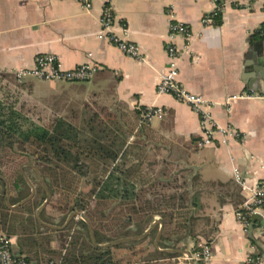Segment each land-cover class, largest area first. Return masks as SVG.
Returning a JSON list of instances; mask_svg holds the SVG:
<instances>
[{
  "label": "crops",
  "instance_id": "obj_1",
  "mask_svg": "<svg viewBox=\"0 0 264 264\" xmlns=\"http://www.w3.org/2000/svg\"><path fill=\"white\" fill-rule=\"evenodd\" d=\"M90 3L91 9L86 10L80 0H0V78L9 89L17 87L19 102L35 106L43 114L64 117L91 98L122 104L129 111L162 107L165 115L154 118L137 134L132 147L125 141L117 157L120 175L140 172L151 178L147 184L155 193L146 194L154 202L159 199L158 191L183 188L188 194V233L175 247L170 242L160 248L190 250L198 241L209 245V264H244L257 254L264 259V238L254 235L262 225L264 205L257 214L261 220L252 219L246 230L235 213L264 177V0ZM105 6L111 7L116 31L140 46L144 60L97 37L98 18ZM171 21L187 25L192 36L179 62L178 82L215 102L211 113L216 123L232 127L238 135L224 141L215 134L211 144L198 146L197 114L172 95L157 93L161 73L168 66V44L182 48L185 42L178 36L169 40ZM46 53L57 56L63 69L81 63L98 69L83 81L16 77L19 70L33 67L37 55ZM252 92L259 97H239ZM227 98L231 99L225 104ZM158 218L155 215L152 222ZM49 229L55 237L63 232ZM12 238L14 252L23 256L16 237ZM47 243L56 248L51 239ZM154 247V252H163ZM37 260L32 256L28 264H37Z\"/></svg>",
  "mask_w": 264,
  "mask_h": 264
},
{
  "label": "trees",
  "instance_id": "obj_2",
  "mask_svg": "<svg viewBox=\"0 0 264 264\" xmlns=\"http://www.w3.org/2000/svg\"><path fill=\"white\" fill-rule=\"evenodd\" d=\"M261 31L264 32V26ZM17 93V87L9 89L8 84L0 78V153L8 149L13 152V156H18V159L10 156L9 161L4 160V156L0 154V163L14 161L16 164L15 161L22 155L27 156L28 161L39 169L51 195L60 193L65 196L69 206L66 212L81 211L89 219L95 239L100 244L142 233L155 215H160L164 224L160 247L169 246L167 243L170 242L175 247L176 241L185 237L190 219L188 194L182 192L160 195L159 203L149 199L142 201V193L149 182L147 179L151 178L140 172L120 175L121 167L117 163V157L124 144V134L118 136L114 133L108 136L106 133H94L92 126L89 129L77 127L63 117H54L48 126L35 124L22 108H15L16 101L19 100ZM141 111L142 108L130 111L132 132L139 124ZM139 127L140 133L147 125L141 124ZM26 149L31 152L27 153ZM91 161L100 162L99 170L90 178L92 187L85 193L78 185L86 181L82 180L83 177L89 179L92 174L87 166ZM0 185L4 186L2 180ZM28 195L29 187L17 171V177L9 188V200L16 204ZM40 195L41 198L45 196L39 185L30 200L15 209H8L4 204V191H0V230L16 237L27 262L33 256L39 259L37 264H165L164 261L176 256L156 252V257L141 260L136 258L135 252L127 255L118 252L122 248L133 251L135 244L152 238V234L141 241L130 240L112 247H97L91 242L86 223L73 219L65 228L72 229L69 241L61 244L59 249L47 247V255L44 253L40 257L38 252H32L31 249L37 244L46 246L51 239L50 235H45L51 229L39 224L35 217V210L41 202L37 201ZM176 197L181 200L180 204L186 201L187 206L182 204L179 206L182 208L181 212L174 214L172 209L175 207ZM108 200L113 203L111 206L107 204ZM42 215L41 218L45 220ZM64 218L65 216L62 222ZM175 219L178 220L175 222ZM176 234L177 238L173 239ZM45 240L47 241L44 242Z\"/></svg>",
  "mask_w": 264,
  "mask_h": 264
},
{
  "label": "built area",
  "instance_id": "obj_3",
  "mask_svg": "<svg viewBox=\"0 0 264 264\" xmlns=\"http://www.w3.org/2000/svg\"><path fill=\"white\" fill-rule=\"evenodd\" d=\"M86 10L91 9L90 0H80ZM216 11V10H215ZM204 18V21H209ZM116 19L112 14L111 7L105 6L98 18L97 37L102 38L115 45L124 54L144 60L140 46L133 41L128 40L125 36L120 35L116 31ZM123 34V32H122ZM181 37L185 40L182 48L174 43L168 44L167 57L168 66L161 73L160 79L156 86L158 94H170L177 100L187 104L199 118L200 140L198 146H205L213 142L215 134L220 135L223 140H227L229 136L238 135L232 127L219 126L214 120L211 109L215 106V102L204 98L202 95L186 90L177 79L179 73V62L183 53L187 52L188 45L192 38L191 31L187 25L179 21H171L168 24V38L171 42L175 37ZM98 67L90 63H81L71 69H63L58 62L57 56L54 54H39L36 56L34 65L29 70H19L16 77L21 80L25 75L35 76L49 81H83L90 79L97 71ZM259 97L255 93L241 94L239 97ZM234 97V96H233ZM232 98V97H231ZM225 100V104L229 99ZM165 115V111L160 106H147L142 108L140 114L139 126L141 124H150L154 118H161ZM235 178L240 181V175L235 172ZM264 205V177L258 180L253 187L251 198L245 202L238 210L236 217L243 226L249 229L252 226V216L258 214L260 208ZM255 237L264 238V216H262V225L255 229ZM196 253H191V258L195 264H209L211 252L208 244L201 245ZM264 259L257 254L249 256L244 264H263ZM0 264H28L23 256H19L13 249V238L3 232H0Z\"/></svg>",
  "mask_w": 264,
  "mask_h": 264
},
{
  "label": "rangeland",
  "instance_id": "obj_4",
  "mask_svg": "<svg viewBox=\"0 0 264 264\" xmlns=\"http://www.w3.org/2000/svg\"><path fill=\"white\" fill-rule=\"evenodd\" d=\"M10 96H12V95H10ZM18 98H19V96H18ZM13 102H15V101H13ZM15 108H17V109L22 108L24 112L28 113V116L32 122H34L35 124H38V125H42V126L50 125L52 120L54 119V117H62V116L57 115L56 113H50V112H48V114H43L40 111H38L35 106L27 104V103L19 102V100L16 101ZM63 118L70 121L71 123H73L77 127L84 126L86 128L88 127V129H89L92 126V131L94 133L95 132H97L98 134H105L106 133L108 136H112V135H114V133L118 136H120L121 134H124V136H125L124 143H125V141H128L129 146L131 145L130 147H132L133 144H135V142L138 140L137 134H139V130H138V129H140L139 124H138V126H136V128L133 130V132L130 131V129L132 128L131 112L129 110H127L124 105L119 104V103H113V104L109 103L108 104V103L102 102V100H96V98H93V99L91 98L87 103L83 104L80 108L72 109L69 112H67V115L64 116ZM145 125H148V124H145ZM141 133H142V130H141L140 134ZM26 152L30 153L31 151H30V149H26ZM0 154H2L4 156V160H9V161L11 160L10 156H13V152H11L8 149H4ZM5 154H8V155H5ZM14 157L18 159V156H13V158ZM28 160L29 159H27V156L22 155V157L18 161H15V162H17L16 164L14 163V161H13V163H10V162L0 163V175L4 176L7 179L8 186L10 188L11 183L17 177V171L20 170V167L22 166V164H25L23 167V170H24L25 174L28 176V178L30 179V181L32 182V184L35 188V191H36V186L39 188V185L42 187V189L44 191V188L41 185L37 174L35 173L34 169L30 166V165H34V164L30 163ZM99 163H100L99 161H91L88 163V165L86 164L88 166V170L92 174L89 175V177H88L89 179H86L85 177H83L82 180H86V181H83V182H81L80 185H78L79 189H81L82 192L87 193L91 189L92 184L90 183V180H91L90 178H93V176L96 174L95 171L99 170V166H98ZM117 163L120 164V162H118V160H117ZM30 169H32V170H30ZM38 171H39V169H38ZM19 174H20V171H19ZM25 183L27 184L26 181H25ZM27 186L29 187V193H30L31 188L28 184H27ZM149 187H150L149 184H147L145 187V191L142 193L143 194L142 201H144L145 199H147V200L149 199L152 201V196H149L146 193L151 192L154 194L155 192L150 189L151 187L150 188ZM2 190L4 191V204H5V183H4V186L0 185V191H2ZM182 192H186V190L183 188H177L175 190L170 189L169 191L168 190L167 191H160V192L158 191V193L160 195H167V194L170 195L173 193H182ZM44 194H45V191H44ZM50 195H51V193H50ZM41 197H42V195H40V197L37 198V201H41L40 205L44 202V200L46 198V194H45L44 198H41ZM158 197H159V199H158V201H159L160 196H158ZM86 199L87 198H84V200H86ZM1 201L2 200L0 199V207H1ZM158 201H155V202L153 201V202L159 203ZM90 202H93V201H90ZM108 202L109 203H107V204L109 206H111L113 204L111 202V200H108ZM180 203H181V200H179L178 197H176L175 198V207H174V209H172L174 211V214L181 212L182 208L179 206H181L182 204L187 206L186 201L182 204H180ZM10 204L14 205L11 202H10ZM69 204H70V202H69ZM40 205L36 208L35 215H36V212H37L38 208L40 207ZM68 207L69 206H68L67 200L65 199V196L60 194V193H56L55 195H51L48 203L46 204V206L44 207L43 211L40 214V218H41L42 213L44 212V215H42V216H44L45 220H43V218H41V220L43 222H46V223H49L52 225H56V226H62L64 224V222L66 221L68 215L73 211H77V210H73V211L66 212L68 210ZM8 209H15V208H8ZM78 212H81V211H78ZM81 213H83V212H81ZM188 214H190V216H191V213H188ZM64 216H65V218H64V221L62 222V218ZM160 218L155 219L154 222L151 223V224L154 223L156 225L153 228V231H151L147 235V236H149L152 234V238H148L145 241H142L140 243L135 244V246L133 247L134 248L133 251H130L128 248H122L121 250H118V252H120L123 255L130 254V252H135L136 258L141 259V260L145 259V258L156 257L157 255H156V252H154V250H153V245H154L156 234L158 233V230L160 228V224H161ZM73 219H71V220H73ZM76 220H82V219L80 217H77V218H75V221ZM177 220L178 219H175V222ZM189 221H190V219L188 220V226H189ZM173 224H174V222H173ZM66 226L63 229H59L63 232L58 237H55V232H53V231H48L47 233H45V235H50L51 240L55 242V247H56L55 249H59L61 247V244H66L71 237L72 229H65ZM44 227H46V226H44ZM170 228H171V226L169 227V229ZM2 232L5 233L4 231H2ZM162 232L164 234V224L162 227ZM186 233H188V230ZM5 234H7V233H5ZM177 234L174 235L175 238H173V239L177 238L176 237ZM10 236L12 237L14 235H10ZM132 236H134V235H132ZM59 238L62 240H60ZM145 238H142L139 241H141ZM114 240H116V239H114ZM46 241L47 240H45L44 242H46ZM125 242H127V241H125ZM205 244H208V243L196 241L195 243H193L190 250H188V251L191 253H196L199 250V248H201L200 246L205 245ZM47 247H48V243L46 244V246H44V245L42 246L40 244H37L31 249V251L32 252H38L40 255H44V253L47 255V251H46ZM173 254H176V253H173ZM176 257H178V258H176ZM164 263L165 264H188L189 260H188L187 256L184 254H176V256H173V258H171V260H166V261H164Z\"/></svg>",
  "mask_w": 264,
  "mask_h": 264
},
{
  "label": "water",
  "instance_id": "obj_5",
  "mask_svg": "<svg viewBox=\"0 0 264 264\" xmlns=\"http://www.w3.org/2000/svg\"><path fill=\"white\" fill-rule=\"evenodd\" d=\"M25 164H22V166L20 167V174L21 176L23 177V179L27 182V184L30 186L31 190H30V193L27 197H25L24 199L20 200L18 203L14 204V205H11L10 204V201H9V186H8V181L7 179L0 175V179L4 181L5 183V205L8 207V208H16V207H19L21 205H23L25 202H27L29 199L32 198V196L34 195L35 193V188L32 184V182L30 181V179L28 178V176L25 174L24 170H23V167H24ZM35 173L37 174L38 176V179L41 183V185L43 186L44 188V191H45V194H46V198L44 200V202L40 205V207L38 208L37 212H36V219L37 221L42 224L43 226H46L48 228H52V229H63L71 219H75L77 217H80L87 225V228H88V231H89V236H90V239H91V242L93 245L97 246V247H112V246H115L119 243H122V242H125V241H130V240H140L142 238H145L151 231H153V228L156 226L155 224L151 225L149 228H147L144 232H142L141 234H138V235H134V236H128V237H121V238H118L116 240H113V241H110V242H107V243H104V244H100L96 241L95 239V235H94V231H93V228L90 224V221L89 219L81 212H78V211H73L71 212L66 221L64 222V224L62 226H56V225H52V224H49V223H46V222H43L40 218V214L41 212L43 211L44 207L46 206V204L48 203L51 195H50V192H49V189L46 185V182L45 180L43 179V177L41 176L40 172L38 171V169L34 166V165H30ZM253 222L257 219V220H261V217L258 216L257 214L253 215ZM162 225L160 226L159 230H158V238L155 240L154 242V246L156 248V250L158 251H163L165 253H179V254H184L187 256L188 260H189V264H194L193 263V260L191 258V254L188 250H181V249H174V248H165V249H161L160 248V238H161V235H162Z\"/></svg>",
  "mask_w": 264,
  "mask_h": 264
}]
</instances>
